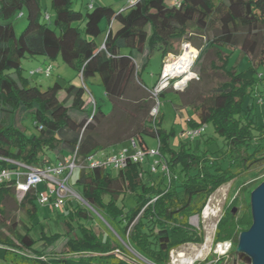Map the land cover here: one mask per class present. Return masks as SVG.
Wrapping results in <instances>:
<instances>
[{
    "label": "trees",
    "instance_id": "16d2710c",
    "mask_svg": "<svg viewBox=\"0 0 264 264\" xmlns=\"http://www.w3.org/2000/svg\"><path fill=\"white\" fill-rule=\"evenodd\" d=\"M176 1L168 7L164 0H137L119 11L89 1L83 13L73 9L74 0H50L49 15L41 0H0V170L15 168L13 164L43 167L73 153L84 160L130 140L147 147L145 137L157 140L168 170L159 181L155 178L160 174L144 170L147 163L119 171L75 170L71 188L85 204L74 199L76 205L64 203L67 216L97 223L102 230L97 232L94 224L79 226V237L61 238L42 229L33 236L30 222L39 205L35 192L20 196L10 184H0V264H170L171 251L203 243V232L190 219L201 214L208 198L264 162V116L254 108L255 103L264 105V86L258 90L264 72L257 71L264 69V0ZM23 15L26 25L16 34L14 23ZM190 30L208 36L197 63L214 51L215 60L209 69L200 66V76L211 70L223 78L190 106L197 121H188L190 129L212 124L222 139L215 157L200 148L198 137L186 141L187 148L170 149L159 107L150 115L157 84L149 89L140 79L155 52L163 59ZM222 49L250 56L251 66L241 72L228 67ZM37 57L59 58L83 87L55 82L41 90L30 85L21 78V64ZM93 78L99 79L110 103L109 113L83 99L86 82ZM61 91L65 97L59 101ZM27 121L35 133L26 134ZM246 189L241 187L240 193ZM127 198L132 201L128 209ZM10 201L25 221L8 214ZM250 225V212L239 219L229 213L216 227L213 243L230 240L236 248L239 234ZM60 242L62 250L56 251Z\"/></svg>",
    "mask_w": 264,
    "mask_h": 264
},
{
    "label": "rangeland",
    "instance_id": "374dc122",
    "mask_svg": "<svg viewBox=\"0 0 264 264\" xmlns=\"http://www.w3.org/2000/svg\"><path fill=\"white\" fill-rule=\"evenodd\" d=\"M90 0H74L73 9L79 10L81 12L86 11L87 3ZM94 6H106L111 7L115 11H119L124 8L128 0H92ZM42 10L49 15H52V10L50 8V0H41ZM175 4V0H164V5L171 7ZM26 25V18L24 15L16 20L14 23V29L16 34L22 32ZM116 25V24H115ZM101 38V37H100ZM208 36H204L202 33H193L192 30L189 31L186 38L181 41L176 42L173 45V50L170 53L173 58H177L181 53L184 45H188L196 51L197 56L191 67V72L194 74L193 77L188 80L183 87H177L179 78L169 79L166 86L163 88H158L157 94H151L155 99V110L157 107L160 109L161 115V125L160 127L167 133V143L171 150L177 152L183 144H186V140L181 136L182 131H187L190 129L188 124L189 120L197 121L194 111L191 109V105L198 99L199 95H206L209 89L215 86L223 80L222 76H218L217 72L209 70L208 75L200 76V66L204 65L206 69H209V64L214 58V51L210 50L205 57V60L197 63V57L200 50L207 43ZM227 55V66L235 68L238 72L244 71L251 66L250 56L243 55L239 51H230L222 49ZM261 59L264 63V53H260ZM215 60V58H214ZM163 59L159 52H155L149 59L146 66L140 70V79L142 83L149 89H151L155 84H157L159 75L161 72ZM202 63V64H201ZM47 66H51V73L48 76L42 74L30 75L31 71H36L38 69H45ZM21 78L28 81L32 86L39 87L41 90L52 86L55 82L62 85H74L82 86L83 83L81 78L71 69H69L65 64L61 62L59 58L54 61L46 60L43 57H37L34 59H24L21 64ZM258 74L264 72L263 67L257 68ZM199 78V80H198ZM264 85L259 86L258 90H261ZM87 90L84 93V101L86 103L96 102L98 106L105 113H109L111 106L109 101L104 95L103 89L99 83L98 78L90 79L86 82ZM85 88V89H86ZM90 93H89V92ZM163 91V95L157 98L158 94ZM91 95V96H90ZM65 97L64 92L58 93L57 98L59 101L63 100ZM257 99H260L257 97ZM248 105L252 103L251 99H247ZM93 105V104H91ZM259 117L264 116V105L255 103L254 106ZM153 113V111H151ZM155 114V112H154ZM27 132L29 135L35 133L29 121L26 122ZM200 141V148L202 150H208L210 153H214V156H218V146L222 143V139L214 132L211 123H207L204 126V132L202 137L197 138ZM210 139L209 144H205L204 141ZM146 146L148 148H156L157 140L153 138H144ZM137 146L138 142L136 141ZM123 146L129 147L128 143H124ZM106 153L111 152V148L106 149ZM216 153V154H215ZM47 158L50 160L55 159L53 153H47ZM148 166H143L144 170L147 172ZM115 174V173H113ZM156 177V181L160 180L161 173ZM77 171L74 172L73 177L70 180L69 185L72 186L73 178L76 177ZM150 181V180H149ZM264 181V162L251 167V169L242 177L230 181L222 186H220L207 200L206 206L199 216H193L190 219V223L196 229H200L204 234V241L200 245H184L181 246L169 254L170 264H210L206 263L207 259L218 260L224 257L222 264H250L247 259L241 258L238 254H228L231 251H235L234 244L232 241H223L220 244L224 245L226 248L225 254H218L217 245L213 243V237L215 234L216 227L219 222L227 214L232 213V216L239 219L245 213L250 212L249 208V197L252 190H254L261 182ZM247 185L246 191L240 193V188ZM37 189L39 191H44L43 184H39ZM18 201V199L16 198ZM8 205V214L16 219L24 220L21 211L10 201ZM65 203H71L76 205L77 202L73 199H67ZM126 208L130 207L132 201L127 198ZM84 206V205H82ZM208 208V215L204 216V210ZM100 219V218H99ZM104 225L105 222L100 219ZM30 224L33 226L32 235L38 237L40 235V230L42 229L48 235L57 234L61 236H71L79 237L80 229L79 226L88 227L93 225L89 220L82 219L81 221L71 220L67 216V210L63 207L54 210L50 205H37V214L31 220ZM107 226V225H106ZM94 228L98 230L97 232H102L100 226L95 223ZM63 243H57L56 251L62 250ZM204 246V247H202ZM222 248L221 251H225ZM220 252V251H219Z\"/></svg>",
    "mask_w": 264,
    "mask_h": 264
},
{
    "label": "built area",
    "instance_id": "2783aa9c",
    "mask_svg": "<svg viewBox=\"0 0 264 264\" xmlns=\"http://www.w3.org/2000/svg\"><path fill=\"white\" fill-rule=\"evenodd\" d=\"M136 2L137 0H128L126 5L131 6ZM176 2L175 0V3ZM88 7H92L91 2ZM46 19H48V16H46ZM174 59L175 58H173L171 54H167L163 58L159 79L157 85L151 91V94H157L158 88H163L166 86L169 79H172L170 76H164V74L167 65L172 63ZM50 73L51 66H47L43 70L38 69L36 71H31L30 75L42 74L48 76ZM155 109L154 106L151 110L153 113L150 112L152 117L157 114L158 107L157 110ZM203 132L204 126L198 129L182 131L181 136L186 141H193ZM128 144L129 147H123L115 153L101 152L89 156L84 160L77 159L76 153H73L70 156L60 158L53 164H48L43 167L13 164L15 168L0 170V184H10L20 196L34 191L36 194V201L39 205H50L54 209H59L63 207L67 199H74L85 204L77 192L69 185L72 175L77 169L91 170L95 168H106L119 171L126 168L128 164L143 165L147 163L151 173H162L167 176L168 170L165 164L161 162L158 144L156 148L137 146L134 140H130ZM41 183L43 184L44 191L38 192L37 187ZM222 248H225V246L221 244L217 245L218 254L226 253V248L225 251H221Z\"/></svg>",
    "mask_w": 264,
    "mask_h": 264
},
{
    "label": "water",
    "instance_id": "95a60500",
    "mask_svg": "<svg viewBox=\"0 0 264 264\" xmlns=\"http://www.w3.org/2000/svg\"><path fill=\"white\" fill-rule=\"evenodd\" d=\"M249 208L251 225L239 234L234 252L250 264H264V181L251 191Z\"/></svg>",
    "mask_w": 264,
    "mask_h": 264
},
{
    "label": "bare ground",
    "instance_id": "6f19581e",
    "mask_svg": "<svg viewBox=\"0 0 264 264\" xmlns=\"http://www.w3.org/2000/svg\"><path fill=\"white\" fill-rule=\"evenodd\" d=\"M197 56L195 50L187 44L183 46L182 53L174 59V61L167 65L164 76L171 78H179L177 87H183L184 84L193 77L191 67ZM208 215V208L204 210V216ZM204 247V246H202Z\"/></svg>",
    "mask_w": 264,
    "mask_h": 264
},
{
    "label": "crops",
    "instance_id": "0c3cea01",
    "mask_svg": "<svg viewBox=\"0 0 264 264\" xmlns=\"http://www.w3.org/2000/svg\"><path fill=\"white\" fill-rule=\"evenodd\" d=\"M121 147H125V146H115V147H112L111 148V152H108V153H115V152H117Z\"/></svg>",
    "mask_w": 264,
    "mask_h": 264
}]
</instances>
